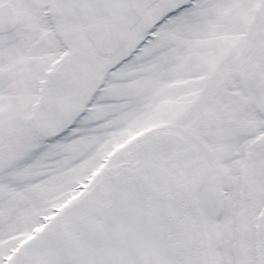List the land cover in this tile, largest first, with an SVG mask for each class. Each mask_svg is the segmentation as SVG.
Listing matches in <instances>:
<instances>
[{"label":"snow or ice","instance_id":"obj_1","mask_svg":"<svg viewBox=\"0 0 264 264\" xmlns=\"http://www.w3.org/2000/svg\"><path fill=\"white\" fill-rule=\"evenodd\" d=\"M0 264H264V0H0Z\"/></svg>","mask_w":264,"mask_h":264}]
</instances>
